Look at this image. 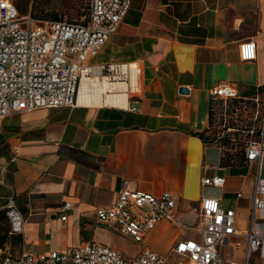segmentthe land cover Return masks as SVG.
I'll use <instances>...</instances> for the list:
<instances>
[{
  "label": "crops",
  "instance_id": "0c3cea01",
  "mask_svg": "<svg viewBox=\"0 0 264 264\" xmlns=\"http://www.w3.org/2000/svg\"><path fill=\"white\" fill-rule=\"evenodd\" d=\"M113 35L114 47L125 51L121 62L142 70L138 99L127 95L125 107L77 104L3 119L0 255L22 247L21 237L8 233L4 206L10 196L25 218L27 249L48 254L96 242L124 253L116 232L95 217L124 180L142 192H168L177 203L174 222L159 221L144 241L161 255L197 236L204 198L233 209L237 229L249 227L257 164L223 166L221 148L195 134L209 127V91L219 82L233 83L242 98L263 93L264 0H132ZM249 39L256 43V58L242 61L238 46ZM110 50L103 59L100 51L92 63L111 62L116 53ZM260 166L264 178V155ZM213 176L225 178L222 187L201 184ZM65 203L71 207L64 212ZM252 230L264 237L260 211ZM250 262L264 264V250Z\"/></svg>",
  "mask_w": 264,
  "mask_h": 264
},
{
  "label": "built area",
  "instance_id": "2783aa9c",
  "mask_svg": "<svg viewBox=\"0 0 264 264\" xmlns=\"http://www.w3.org/2000/svg\"><path fill=\"white\" fill-rule=\"evenodd\" d=\"M132 0H88L87 13L79 24L38 20L29 13L21 15L16 0H0V126L5 117L37 109L75 107L83 79L105 78L128 82L122 67L132 63H92L105 43L116 32ZM242 61L256 58V43L246 40L238 46ZM140 69V68H139ZM141 71V69H140ZM141 75V72H140ZM140 87L139 93H141ZM212 98L225 102L239 96L230 82H219L210 89ZM131 96L138 99L137 94ZM259 96L253 98L258 102ZM234 130L227 129V132ZM245 142L248 163H256L252 186L249 227L239 230L235 211L223 209L219 199L204 198L198 206L197 236L176 242L167 255H161L144 244L145 238L161 220L174 222L178 206L168 192L154 195L130 187L124 180L112 203L96 209V220L112 228L121 237L138 245L139 250L127 256L120 250L96 242L41 254L26 248L25 218L10 196L4 206L9 235L21 237V249L0 255V264H251L252 254L264 250V237L252 230L255 212L264 215V178L260 176L264 155L263 124ZM224 177H203V186L222 187ZM241 197V193H237ZM65 203L62 211H67ZM66 216L61 217L65 221Z\"/></svg>",
  "mask_w": 264,
  "mask_h": 264
},
{
  "label": "rangeland",
  "instance_id": "374dc122",
  "mask_svg": "<svg viewBox=\"0 0 264 264\" xmlns=\"http://www.w3.org/2000/svg\"><path fill=\"white\" fill-rule=\"evenodd\" d=\"M43 1L47 5V11H49L48 12L49 18H53L51 12L54 11V13L61 14L63 20L81 21L82 18L87 13L88 0H82V2L78 4L80 6L79 11L77 10V3L79 2L78 0H43ZM31 3L32 0H16V6L18 12L21 15H25L29 13ZM117 31L118 28L116 32ZM116 32L114 35H116ZM111 40L112 37L109 40L108 48L103 49L98 57L103 59V57L108 56L111 51L110 48H112V50L114 51L113 53L114 54L116 53V55L115 57L113 55V59L111 62L123 64L121 60H122V56L125 54V51L121 52L118 48H115L114 47L115 45L112 44ZM116 81H123V80H116ZM140 82L142 87V70L140 75ZM131 92L132 91L130 90L129 97L131 96ZM137 95L139 96L140 93L138 92ZM263 107H264V92L261 94L258 102L256 103L253 101L245 103L239 99H234L233 101H228L226 103H223L222 101L219 100L215 101V106H214L215 111L213 112L214 113L213 126L215 131H220L222 127V124H220L221 120H224V125L227 126L231 125L230 126L232 127L231 129H234L233 131L230 130L229 132L227 131L225 132L227 133L228 138L230 140L229 146L231 145V148H229L228 146L229 153L234 154L239 152L240 144H243L250 136V133L248 132L250 129H254L255 131H257V133L260 131L261 126L263 124ZM190 233L193 234V232ZM112 235L114 236L116 243L121 247V249L124 251V253L127 256H131L132 254H134V251L136 250L138 245L133 244L130 240L126 238H122L121 236H118L117 233L115 234L113 232ZM177 260L178 259L176 258H172L169 260L168 264H176Z\"/></svg>",
  "mask_w": 264,
  "mask_h": 264
},
{
  "label": "trees",
  "instance_id": "16d2710c",
  "mask_svg": "<svg viewBox=\"0 0 264 264\" xmlns=\"http://www.w3.org/2000/svg\"><path fill=\"white\" fill-rule=\"evenodd\" d=\"M79 2L77 3V10L79 11L80 6L78 5L79 3L82 2V0H78ZM47 11V5L45 4V2L43 0H32L31 3V7H30V11L29 14L32 18L34 19H38V20H49L51 22H65L67 24H79L80 21H71V20H63L61 14L58 13H54V11L51 12L53 18H49ZM260 91L264 92V90L259 89ZM239 99L243 102H250L253 101V98L248 99V98H242L239 97L236 98ZM222 101L220 99H215L212 98V100L209 103V107H208V123H209V127L208 129L202 131V132H198L195 135L197 137H199L204 143H214L217 144L220 148H221V153H222V160H221V164L223 166H229V165H233V164H245L247 163L246 161V157H245V152H244V148H245V142L248 140H246L243 144H240V149L239 152L237 153H229V149L228 146L230 144V140L228 138L227 133H225L227 131L228 128H232L230 127L231 125L227 126L224 125V120L220 121V124H222V127L220 129V131H215L214 126H213V112L215 111L214 106H215V101ZM234 99H228L223 103H226L228 101H233ZM223 128V129H222ZM250 129V128H249ZM248 129V130H249ZM257 131H255V135ZM229 148H231V145L229 146Z\"/></svg>",
  "mask_w": 264,
  "mask_h": 264
},
{
  "label": "bare ground",
  "instance_id": "6f19581e",
  "mask_svg": "<svg viewBox=\"0 0 264 264\" xmlns=\"http://www.w3.org/2000/svg\"><path fill=\"white\" fill-rule=\"evenodd\" d=\"M122 71L127 73L128 82L109 81L105 78L83 79L78 91L77 103L86 106L125 107L129 91L131 90L133 94L139 92L137 78L140 69L131 64L124 65Z\"/></svg>",
  "mask_w": 264,
  "mask_h": 264
},
{
  "label": "water",
  "instance_id": "95a60500",
  "mask_svg": "<svg viewBox=\"0 0 264 264\" xmlns=\"http://www.w3.org/2000/svg\"><path fill=\"white\" fill-rule=\"evenodd\" d=\"M180 92H186V89H180Z\"/></svg>",
  "mask_w": 264,
  "mask_h": 264
}]
</instances>
